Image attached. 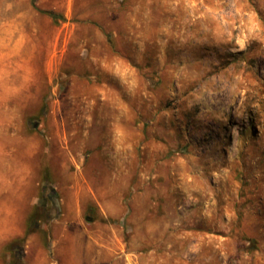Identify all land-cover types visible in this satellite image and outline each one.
<instances>
[{"label":"rangeland","instance_id":"rangeland-1","mask_svg":"<svg viewBox=\"0 0 264 264\" xmlns=\"http://www.w3.org/2000/svg\"><path fill=\"white\" fill-rule=\"evenodd\" d=\"M0 264H264V0H0Z\"/></svg>","mask_w":264,"mask_h":264},{"label":"trees","instance_id":"trees-1","mask_svg":"<svg viewBox=\"0 0 264 264\" xmlns=\"http://www.w3.org/2000/svg\"><path fill=\"white\" fill-rule=\"evenodd\" d=\"M33 1L35 4L36 0H33ZM42 13L48 15L54 22L65 21V19L63 18L62 15L57 14L53 11H42ZM35 224H37V219L33 217V219L31 220V223H30V228L27 230L26 235H29L34 231ZM13 250H15V251L20 250L21 251L22 250L21 245H19L18 243H14L13 244Z\"/></svg>","mask_w":264,"mask_h":264}]
</instances>
